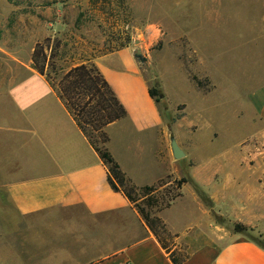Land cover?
<instances>
[{"label": "crops", "instance_id": "1", "mask_svg": "<svg viewBox=\"0 0 264 264\" xmlns=\"http://www.w3.org/2000/svg\"><path fill=\"white\" fill-rule=\"evenodd\" d=\"M19 30L15 36V30L0 26V195L23 217L76 210L81 215L35 220L34 251L3 253L0 264H172L129 201L109 187L97 153L45 78L32 70L30 58L20 53L25 31L20 38ZM87 62L125 109L123 119L105 128V147L121 172L138 188L166 177L165 186L186 180L180 197L157 213L177 237L173 250L184 247L182 264H264V167L251 168L255 156L200 164L173 137L184 154L173 159L174 128L149 96L131 46ZM258 119L264 135V101ZM215 218L232 228L225 231ZM235 224L257 241L235 233Z\"/></svg>", "mask_w": 264, "mask_h": 264}, {"label": "rangeland", "instance_id": "2", "mask_svg": "<svg viewBox=\"0 0 264 264\" xmlns=\"http://www.w3.org/2000/svg\"><path fill=\"white\" fill-rule=\"evenodd\" d=\"M0 26L20 29V38L24 29L19 51L26 59L45 38L59 42L58 78L94 55L131 46L149 88L160 92V109L174 128L171 139L193 160L255 156L251 168L264 167L258 119L264 101V0H0ZM164 189L170 192L165 200L179 194L173 184L160 190L162 196ZM74 213L81 215L76 210L23 217L0 195V256L34 251L35 220ZM215 220L225 231L232 228L223 218ZM245 235L257 241L253 233Z\"/></svg>", "mask_w": 264, "mask_h": 264}, {"label": "trees", "instance_id": "3", "mask_svg": "<svg viewBox=\"0 0 264 264\" xmlns=\"http://www.w3.org/2000/svg\"><path fill=\"white\" fill-rule=\"evenodd\" d=\"M59 47V42H51L50 38L36 43L30 58L32 70L45 78L73 118L78 129L97 153L107 170L109 187L113 191L121 193L129 201L147 229L168 254L171 263L182 264L187 259L184 247L173 250L177 237L167 231L165 224L156 215L161 210L167 209L175 199L180 197V194H173L168 200H165L170 192L164 189L162 196L160 190L169 182V177L153 186L138 188L121 172L105 147L108 142L105 128L123 119L125 109L91 62L74 66L58 78V74L62 72L55 65ZM134 58L140 62L139 56L134 55ZM197 88L199 89L198 85ZM148 93L155 103L159 102L160 92L157 89L149 88ZM185 183L186 180L182 178L171 184L180 189ZM233 231L245 234L248 229L235 224Z\"/></svg>", "mask_w": 264, "mask_h": 264}, {"label": "water", "instance_id": "4", "mask_svg": "<svg viewBox=\"0 0 264 264\" xmlns=\"http://www.w3.org/2000/svg\"><path fill=\"white\" fill-rule=\"evenodd\" d=\"M170 148L173 159L180 160L184 157L183 152L178 148L176 142L173 139L171 140Z\"/></svg>", "mask_w": 264, "mask_h": 264}]
</instances>
